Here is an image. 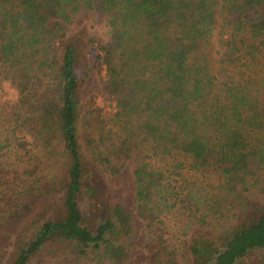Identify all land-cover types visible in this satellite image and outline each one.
<instances>
[{
  "label": "trees",
  "instance_id": "trees-1",
  "mask_svg": "<svg viewBox=\"0 0 264 264\" xmlns=\"http://www.w3.org/2000/svg\"><path fill=\"white\" fill-rule=\"evenodd\" d=\"M4 84L0 264H264V0H0Z\"/></svg>",
  "mask_w": 264,
  "mask_h": 264
},
{
  "label": "rangeland",
  "instance_id": "rangeland-1",
  "mask_svg": "<svg viewBox=\"0 0 264 264\" xmlns=\"http://www.w3.org/2000/svg\"><path fill=\"white\" fill-rule=\"evenodd\" d=\"M104 28L102 25H98L94 28V31H91L94 35L101 37L103 35ZM84 69V67H83ZM88 70V81L84 84L81 90V110L83 111L84 102L91 95L96 96V101L99 104H102L105 108L108 109L109 101L102 95L100 90V85L97 82V76L94 74L90 68ZM15 99V92L11 89L7 84H4L2 89H0V102L12 101ZM131 168L130 166H126L121 170L120 174L117 177H109L101 167L97 166L93 161H90V180L93 185L100 189L102 194V199L106 203L112 202H121L125 205L132 206L133 204V182L130 176ZM225 212V211H224ZM201 213V211L199 212ZM197 213V214H199ZM226 213H224L225 215ZM219 217L218 219L224 221L227 220L225 216ZM219 213L217 212L211 219H209V215L205 216L204 219L206 221V225L202 224H192L191 230L188 231L190 233L194 229H202L207 232H210L212 228V223L217 220ZM165 225L168 227V231L172 233V240L183 237V231L180 229V216L176 213L173 215H167L164 219ZM184 226V225H183Z\"/></svg>",
  "mask_w": 264,
  "mask_h": 264
}]
</instances>
